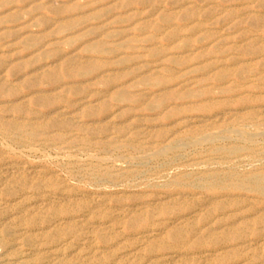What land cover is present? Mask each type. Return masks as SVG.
Wrapping results in <instances>:
<instances>
[{"label": "rangeland", "instance_id": "374dc122", "mask_svg": "<svg viewBox=\"0 0 264 264\" xmlns=\"http://www.w3.org/2000/svg\"><path fill=\"white\" fill-rule=\"evenodd\" d=\"M262 175L264 0H0V264H264Z\"/></svg>", "mask_w": 264, "mask_h": 264}, {"label": "bare ground", "instance_id": "6f19581e", "mask_svg": "<svg viewBox=\"0 0 264 264\" xmlns=\"http://www.w3.org/2000/svg\"><path fill=\"white\" fill-rule=\"evenodd\" d=\"M93 49V48H92ZM161 89V88H160ZM153 105V104H152ZM155 107V106H154ZM33 134V133H32ZM235 148V147H234ZM25 167V166H24ZM24 167H22V168H24ZM26 168H28L27 166H26ZM29 169V168H28ZM31 169V168H30ZM19 170V169H18ZM21 170V169H20ZM19 170V171H20ZM27 170V169H26ZM25 172V171H24ZM30 172H31V170H30ZM29 173V172H28ZM33 173V172H32ZM22 174V173H21ZM20 174V175H21ZM27 175H29V174H27ZM26 175V176H27ZM21 177V176H20ZM28 178V177H27ZM232 178V177H231ZM9 179V178H8ZM16 183V182H15ZM239 185H241V186H244V187H248V188H250V189H253V190H256V191H258V192H262V193H264V175H262V176H251V177H245V178H242L241 180H240V183H238ZM15 185V184H14ZM7 187V186H6ZM14 190V189H13ZM61 195V194H60ZM47 200V199H46ZM52 200V199H51ZM64 200V199H63ZM48 202V201H47ZM46 202V203H47ZM36 203V202H35ZM103 204V203H102ZM33 205V204H32ZM99 205V204H98ZM43 206V205H42ZM53 206V205H52ZM24 207V206H23ZM46 207V206H45ZM100 207V206H99ZM25 208H27V207H25ZM102 208H103V206H102ZM105 208V207H104ZM108 208V207H107ZM95 209V208H94ZM37 210V209H36ZM2 212V211H1ZM85 219V218H84ZM58 222V221H57ZM105 225V224H104ZM49 228V227H48ZM46 229V228H45ZM148 230V229H147ZM144 236V235H143ZM152 237V236H151ZM154 237V236H153ZM30 250V249H29ZM53 256V255H52ZM58 257V256H57ZM26 258V257H25ZM207 258V257H206ZM56 259V258H55ZM200 261H202V259H200Z\"/></svg>", "mask_w": 264, "mask_h": 264}]
</instances>
